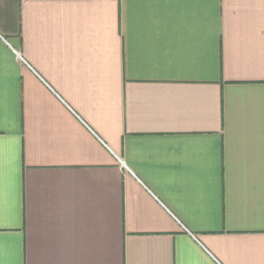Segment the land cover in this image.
Here are the masks:
<instances>
[{"label":"crops","instance_id":"obj_1","mask_svg":"<svg viewBox=\"0 0 264 264\" xmlns=\"http://www.w3.org/2000/svg\"><path fill=\"white\" fill-rule=\"evenodd\" d=\"M0 264H264V0H0Z\"/></svg>","mask_w":264,"mask_h":264}]
</instances>
